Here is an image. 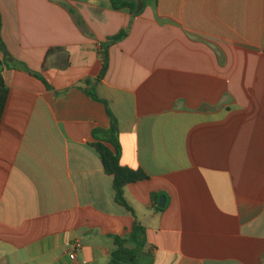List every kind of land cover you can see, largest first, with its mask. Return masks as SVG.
<instances>
[{"label":"crops","instance_id":"crops-1","mask_svg":"<svg viewBox=\"0 0 264 264\" xmlns=\"http://www.w3.org/2000/svg\"><path fill=\"white\" fill-rule=\"evenodd\" d=\"M121 1L141 13L0 0L12 67L44 79L2 66L0 264H109L135 222L154 264H264V0ZM127 29L95 83L101 45ZM109 112L122 165L148 176L125 189L135 216L92 147Z\"/></svg>","mask_w":264,"mask_h":264},{"label":"trees","instance_id":"trees-1","mask_svg":"<svg viewBox=\"0 0 264 264\" xmlns=\"http://www.w3.org/2000/svg\"><path fill=\"white\" fill-rule=\"evenodd\" d=\"M112 2L113 9L121 10L126 9L132 12L134 16L139 15L141 11H138V6L132 1L110 0ZM64 8L74 19L76 25L82 30V32L89 38H94L92 31L87 27L81 15L71 6L64 5ZM2 18L0 15V51L3 54V61L0 60V66H5L11 69L8 61L12 58L8 53L7 47L2 39L1 33ZM129 35V29L121 31L116 36L110 37L106 42L101 45L102 56V71L95 83H100L107 75L110 61L109 50L112 46L122 42ZM62 48L50 49L48 55H54L62 52ZM221 54V53H220ZM21 66H13L14 69L24 70L37 78L44 80L39 74L33 73L28 67L22 63ZM94 82L88 81L87 85L91 86ZM49 89L51 87L47 85ZM87 94L96 101H101L94 88L92 91H87ZM9 90L6 86L3 73L0 72V125L3 119V115L6 109L8 101ZM111 118V128L108 131L96 129L93 132V137L96 140L92 144L94 150L101 158L104 171L114 180V191L116 195V202L118 205L126 208L130 213L134 214L132 206L125 199V189L131 184H135L141 181L148 180V176L143 171H134L125 168L121 163V145L119 142V123L116 118L109 112ZM115 248L111 254V261L109 264H154L153 257L147 252V236L146 228L141 226L138 222H135L134 229L130 235L126 238L115 237Z\"/></svg>","mask_w":264,"mask_h":264},{"label":"built area","instance_id":"built-area-1","mask_svg":"<svg viewBox=\"0 0 264 264\" xmlns=\"http://www.w3.org/2000/svg\"><path fill=\"white\" fill-rule=\"evenodd\" d=\"M71 249H72V252H71L70 258L71 260L75 261L78 251L82 250V244L79 241H76L71 245Z\"/></svg>","mask_w":264,"mask_h":264},{"label":"rangeland","instance_id":"rangeland-1","mask_svg":"<svg viewBox=\"0 0 264 264\" xmlns=\"http://www.w3.org/2000/svg\"><path fill=\"white\" fill-rule=\"evenodd\" d=\"M1 33H2V27H1ZM8 64H9V66H12L10 61H8ZM19 66H21V65H19ZM0 72H2V66H0Z\"/></svg>","mask_w":264,"mask_h":264},{"label":"water","instance_id":"water-1","mask_svg":"<svg viewBox=\"0 0 264 264\" xmlns=\"http://www.w3.org/2000/svg\"><path fill=\"white\" fill-rule=\"evenodd\" d=\"M160 207L163 208L164 207V204H160Z\"/></svg>","mask_w":264,"mask_h":264}]
</instances>
